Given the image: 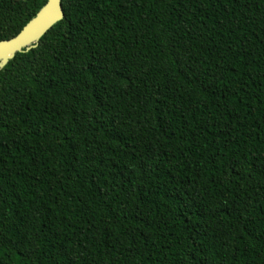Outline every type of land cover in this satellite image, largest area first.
<instances>
[{
	"label": "trees",
	"instance_id": "1",
	"mask_svg": "<svg viewBox=\"0 0 264 264\" xmlns=\"http://www.w3.org/2000/svg\"><path fill=\"white\" fill-rule=\"evenodd\" d=\"M61 4L0 66V264H264V0Z\"/></svg>",
	"mask_w": 264,
	"mask_h": 264
},
{
	"label": "water",
	"instance_id": "2",
	"mask_svg": "<svg viewBox=\"0 0 264 264\" xmlns=\"http://www.w3.org/2000/svg\"><path fill=\"white\" fill-rule=\"evenodd\" d=\"M63 17L61 0H46L15 36L0 40V66H4L16 52L34 48L39 39Z\"/></svg>",
	"mask_w": 264,
	"mask_h": 264
}]
</instances>
